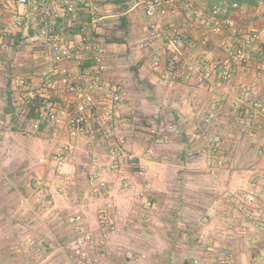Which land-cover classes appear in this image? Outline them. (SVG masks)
Segmentation results:
<instances>
[{
    "label": "crops",
    "instance_id": "0c3cea01",
    "mask_svg": "<svg viewBox=\"0 0 264 264\" xmlns=\"http://www.w3.org/2000/svg\"><path fill=\"white\" fill-rule=\"evenodd\" d=\"M0 1V42L6 45L0 56L8 63L0 73V206L11 213L21 209L23 198L35 197L46 231V209L39 207L37 195L50 191L41 178L50 179L52 172L43 159L60 149L67 135L64 126L39 118L36 109L44 100L66 107L72 97L65 88L40 83V26H17L14 0ZM92 1L98 22L93 24L91 10L83 8L86 33L67 30L60 9L58 29L79 57L60 67L68 69L76 84L91 83L98 71L94 56H102L107 66L100 79L104 88L92 92L101 120L95 138L78 142L69 166L76 184L59 193L52 188L50 205L66 214L77 209L84 213L97 247L92 254L100 264H118L136 252L146 254L145 264H188L193 258L208 264L223 251L231 254L230 264H264V115L250 108L245 95L251 90V99L264 103V0H245L241 10L230 12L237 32L223 29L219 34L211 29L219 19L210 13L213 0H192L208 24L198 22L177 0L155 26L140 0ZM173 27L184 34L176 46L164 40L173 35ZM243 31L261 38L247 64L234 63L221 47L222 42L240 44ZM213 62L218 68L211 78L190 69ZM226 68L233 72L231 81L221 76ZM19 77L25 86L18 85ZM117 85L124 94L113 103L109 89ZM29 87L36 93L35 106L29 103ZM36 121L44 133L32 130ZM172 124L175 133L167 132ZM108 130L125 136L128 159L122 171L106 174L110 189L104 198L112 207L104 224L99 217L103 197L80 165L94 157L106 160ZM141 166H147L151 182L146 199L136 195L144 182ZM252 187L255 199L249 203ZM147 201L158 209L152 210ZM113 226L120 230L113 232ZM44 241L49 243L45 236Z\"/></svg>",
    "mask_w": 264,
    "mask_h": 264
},
{
    "label": "built area",
    "instance_id": "2783aa9c",
    "mask_svg": "<svg viewBox=\"0 0 264 264\" xmlns=\"http://www.w3.org/2000/svg\"><path fill=\"white\" fill-rule=\"evenodd\" d=\"M177 0H140L147 17L152 20V26L158 21L165 20L169 16L170 9L176 4ZM15 7L12 13L13 22L19 27H27L29 25L40 26L39 40L43 46V60L44 67L41 68L39 74V81L45 85H57L65 88L72 99L66 107L58 106L47 100L40 103V107L36 109L39 118H45L56 126H64L66 130L67 140L62 142L60 149L52 152L44 157L43 161L52 172V176L46 182L50 191L39 192L37 201L41 208L46 209L45 221L50 220L56 227L67 225L73 229V237L70 240L68 247L72 251V258L74 257L75 264H98L99 258L92 254V251L97 249L94 245V234L88 229L84 213L80 210L66 214L50 205L48 197L52 195V188L59 193L65 189L66 186L76 184L75 175L69 171V166L75 159V154L78 150V142L84 137L93 139L98 132L97 123L100 122L101 117L97 111V102L93 95V89L102 90L101 83L102 73L107 71V66L103 62L100 54H95L94 59L98 65L97 77L91 83L76 84L72 80V76L66 67L60 65L77 60L78 54L74 51V46L67 40L65 34L58 29L59 19L65 16L63 24L65 28L71 32L81 30L84 33L88 31L84 13L82 10L90 9L92 14V23L98 22V17L94 13L95 4L92 0H14ZM181 4L192 15L195 16L198 22L205 25L210 23L209 19L204 16L195 7L192 0H181ZM245 5V0H213L210 13L215 18H219L217 22L211 25L214 33L219 34L223 29H232L237 32L234 26V21L230 16V12L239 11ZM264 6V3L262 4ZM84 8V9H83ZM4 9V4L0 1V15ZM60 9L61 12L60 13ZM175 16V14H174ZM91 23V24H92ZM242 42L234 45L228 42H222L221 47L227 53L230 60L234 63L247 64L250 61V51L253 46L260 41V35L257 32H242ZM184 37L183 31L179 27H173V35H165L164 40L172 46H176ZM83 42L86 47L89 46V38L84 34ZM146 42L142 44L147 47ZM193 45H195L193 43ZM6 45L0 42V49H4ZM154 65H159L156 60ZM8 63L0 56V73L6 69ZM218 63L213 62L210 65L204 63L202 66L192 64L191 70H199L204 78H211L214 71L217 70ZM226 81H231L233 72L230 69H224L221 74ZM18 85L25 86L27 84L24 77H19ZM29 103L37 105V97L34 89L28 88ZM113 103L121 102L124 94L122 86L117 85L109 89ZM246 97L250 99V108L259 115H264V103L257 99H251L252 91L245 92ZM111 110L105 111V116H109ZM32 130L44 133L45 130L41 128L40 121L32 124ZM177 131L175 125H169L167 132L175 133ZM167 135V133H165ZM111 140L109 152L106 160L100 162L98 158L94 160L84 161L80 165V170L87 174V179L91 187L100 197H105L107 191L110 189L106 174L117 173L123 170V166L128 159V151L126 147L125 136L114 134L111 131L106 132ZM164 136V135H163ZM222 164V160H219ZM139 175L144 178L141 189L136 193L137 197L146 199L148 191L151 186L150 180L147 179V166H141ZM127 184V183H126ZM102 198V208L100 213V220L104 224L107 223L108 213L107 209L112 207L111 202L107 198ZM255 199V188L252 187L247 194V200L252 203ZM23 206L31 205L30 199L23 198ZM147 204L152 210H157L158 206L155 203ZM80 205V204H78ZM48 222V223H51ZM47 227V224H46ZM119 227H112L113 232L119 231ZM29 242H33L32 238H28ZM100 246V245H99ZM146 254L136 252L125 261L118 264H145ZM231 255L228 251L220 253L214 264H230ZM188 264H203L199 258L191 259Z\"/></svg>",
    "mask_w": 264,
    "mask_h": 264
},
{
    "label": "rangeland",
    "instance_id": "374dc122",
    "mask_svg": "<svg viewBox=\"0 0 264 264\" xmlns=\"http://www.w3.org/2000/svg\"><path fill=\"white\" fill-rule=\"evenodd\" d=\"M9 186L15 189L10 183ZM30 201L31 205L20 203L21 209L11 213L3 211L0 206V263L3 259L4 264H75L68 247L74 235L72 228L67 225L56 227L46 220V231H43L42 220L36 214L35 197ZM43 236L49 243L43 242ZM28 238H32L33 242H29ZM208 261V264L214 263L211 259Z\"/></svg>",
    "mask_w": 264,
    "mask_h": 264
},
{
    "label": "trees",
    "instance_id": "16d2710c",
    "mask_svg": "<svg viewBox=\"0 0 264 264\" xmlns=\"http://www.w3.org/2000/svg\"><path fill=\"white\" fill-rule=\"evenodd\" d=\"M0 264H4V261H3V259L1 260V263Z\"/></svg>",
    "mask_w": 264,
    "mask_h": 264
}]
</instances>
